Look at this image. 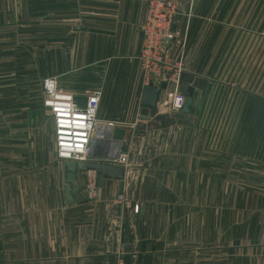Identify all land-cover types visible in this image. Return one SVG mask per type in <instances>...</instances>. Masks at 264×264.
Segmentation results:
<instances>
[{
    "label": "crops",
    "instance_id": "0c3cea01",
    "mask_svg": "<svg viewBox=\"0 0 264 264\" xmlns=\"http://www.w3.org/2000/svg\"><path fill=\"white\" fill-rule=\"evenodd\" d=\"M175 1L166 52L172 69L183 70L180 87L210 85L205 113L211 74L230 48L251 39L258 68L264 64V0ZM149 2L0 0V264H264L260 155L215 152L195 114L159 107L157 119H141ZM50 76L81 106L93 90L103 92V155L91 162L129 155L123 202L118 181L90 171L78 184L81 203L65 204L66 160L37 95ZM166 81L162 99L176 88ZM246 197L256 201L247 207L257 215L252 236Z\"/></svg>",
    "mask_w": 264,
    "mask_h": 264
},
{
    "label": "built area",
    "instance_id": "2783aa9c",
    "mask_svg": "<svg viewBox=\"0 0 264 264\" xmlns=\"http://www.w3.org/2000/svg\"><path fill=\"white\" fill-rule=\"evenodd\" d=\"M179 12V3L175 0H150L147 16L141 27L143 49L141 53L142 68L148 84L162 82L164 72L173 70L171 57L166 52V44L173 40L172 24ZM169 40V41H168ZM178 77L171 80L176 83L174 91L160 99L159 107L178 113L184 108L186 96L179 90ZM169 80V81H171ZM44 105L52 114L55 125V143L58 158L76 162H91V143L97 138L100 126L98 111L103 92L93 90L87 97L86 105L81 106L73 94L59 88L56 78H47L44 82ZM159 109V108H158ZM113 126V123H109ZM109 164H129L128 154H118L115 158H104ZM118 195L117 201L122 202ZM137 210V206L135 207ZM139 209V207H138Z\"/></svg>",
    "mask_w": 264,
    "mask_h": 264
},
{
    "label": "rangeland",
    "instance_id": "374dc122",
    "mask_svg": "<svg viewBox=\"0 0 264 264\" xmlns=\"http://www.w3.org/2000/svg\"><path fill=\"white\" fill-rule=\"evenodd\" d=\"M241 45V48L235 45L229 49L227 54L220 55L224 61H222L221 68L211 74L214 89L200 122L202 129L208 133V141L212 142L214 148L218 150L215 152L221 154L222 148L227 146L230 153H241L244 158L260 155L264 161V119L258 118L259 112L262 114L264 110L262 100L259 103V100L264 98V64L262 63L258 68L257 56L254 52L252 53L251 49V39L245 40V45L243 42ZM40 58L41 56H37L38 62ZM180 70L175 67L174 70L165 71L163 81L170 80L171 77L176 80ZM182 72L183 70H181L179 84L182 80ZM38 74L40 75L41 72ZM45 80L42 87L37 88L38 97L43 96L44 107ZM178 88L183 91V85L181 87L179 85ZM165 111L168 114H174L166 108ZM260 170L263 174L264 167L262 166ZM245 186L247 188L250 184L246 183ZM255 202L251 198H245V222L246 225L250 224L248 226L250 227L249 236H252L251 230L253 224L256 223L257 215L252 214V210L247 212V207H253ZM229 203L230 206H234L236 200H229ZM229 218L231 219V216ZM213 219L214 223L220 224V216L214 215Z\"/></svg>",
    "mask_w": 264,
    "mask_h": 264
},
{
    "label": "water",
    "instance_id": "95a60500",
    "mask_svg": "<svg viewBox=\"0 0 264 264\" xmlns=\"http://www.w3.org/2000/svg\"><path fill=\"white\" fill-rule=\"evenodd\" d=\"M172 31L173 26H172ZM169 41V40H168ZM184 80V79H182ZM168 88V83L163 82L160 85H155L153 82L147 84L143 89V98L141 101V119L150 121L159 117L158 108L159 102L164 90ZM183 92L186 96V101L182 113L185 115L195 114L197 116V123L199 124L203 116L205 106L210 93V85L203 80H193L190 84L183 86ZM102 142L98 138L91 143V156L102 157L100 148ZM106 155V154H105ZM118 153L104 156L106 158H115ZM90 171L102 175L104 178L116 180L119 182V194H123V187L126 177L127 168L125 165L108 164V163H94V162H76L66 160L64 163V193L65 204L72 206L81 203L78 197V184L82 174ZM119 207H117L118 209Z\"/></svg>",
    "mask_w": 264,
    "mask_h": 264
},
{
    "label": "bare ground",
    "instance_id": "6f19581e",
    "mask_svg": "<svg viewBox=\"0 0 264 264\" xmlns=\"http://www.w3.org/2000/svg\"><path fill=\"white\" fill-rule=\"evenodd\" d=\"M164 109V108H163Z\"/></svg>",
    "mask_w": 264,
    "mask_h": 264
}]
</instances>
